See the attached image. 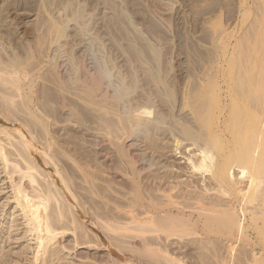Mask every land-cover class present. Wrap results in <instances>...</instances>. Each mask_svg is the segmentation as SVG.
<instances>
[{"label":"rangeland","instance_id":"1","mask_svg":"<svg viewBox=\"0 0 264 264\" xmlns=\"http://www.w3.org/2000/svg\"><path fill=\"white\" fill-rule=\"evenodd\" d=\"M258 1L0 0V75L18 77L24 84L20 90L2 84L4 90L0 91V147L11 159L4 163L7 157L0 156V264H35L37 233L18 204L17 193L25 195L32 207L43 209L40 202L45 203V188L50 185L57 192L54 204L65 203L81 214L57 169L70 177L75 192L84 190L79 159L84 154L89 171L100 170L94 132L99 133L97 123L102 124V117L116 121L112 114L145 110L144 114L168 121L177 114H194L202 97L213 89L226 109L225 70L226 80L231 78V85L236 83L242 91L261 82L264 88V35L258 31L264 25V0ZM245 11L249 15L244 18ZM233 68L234 77L245 72V78L234 80ZM42 116L48 119L46 124L39 119ZM28 120L33 126L26 124ZM18 130L29 139L31 149L23 148L26 145ZM169 141L164 142L170 151L166 157L170 156L159 160L166 170L188 153L176 155L173 141ZM46 146L51 154L57 151L55 161L44 155ZM19 148L25 158L19 155ZM142 150L148 161L153 159L150 150ZM26 157L37 169H27ZM69 166L80 177H72ZM28 172L38 182L31 183ZM65 245L67 248L57 239L53 241L50 246L56 254L40 253L38 264L85 263L73 259L78 250L71 249L74 242ZM106 248L113 246L108 243ZM218 249L224 252L225 246ZM191 251L197 255L198 250ZM190 256L185 264H247Z\"/></svg>","mask_w":264,"mask_h":264},{"label":"bare ground","instance_id":"2","mask_svg":"<svg viewBox=\"0 0 264 264\" xmlns=\"http://www.w3.org/2000/svg\"><path fill=\"white\" fill-rule=\"evenodd\" d=\"M248 15L243 13L244 18ZM258 31L264 35V25ZM234 73V80L245 78V72L236 77ZM0 80V91L4 90L2 84L10 83L19 90L24 85L18 77L0 75ZM230 80H226L225 70L224 82L229 90L226 109L223 98L213 89L202 97L194 114H175L178 119L160 121L155 114H144L145 110L112 114L117 116V122L102 117V124L97 123L99 133L94 132L100 170L89 171L84 154L79 159L85 182L81 188L85 192H75L70 177L57 169L81 214L65 203L54 204L57 192L50 185L45 188V203L40 202L43 209L32 207L25 195L17 193L18 204L30 216L37 233L35 264L40 253L56 254L50 246L56 239L64 248L65 242H74L71 249L78 250L73 259L84 260V264H147L148 260L155 264H185L190 255L216 257L222 263L240 260L264 264V88L261 82L254 89L242 91L233 83L237 91ZM212 85L216 88V81ZM39 119L44 124L48 120L43 116ZM31 122L26 124L33 126ZM89 128L88 125L87 132ZM19 132L26 145L23 148L31 149L29 139ZM168 139L173 141L176 155L188 153L185 161L179 156L181 161L176 158L166 170L159 160L170 156L166 157L169 150L164 142ZM49 146L43 148V153L50 161L58 154L49 153ZM142 148L153 153L152 160H147ZM23 151L18 150L25 158ZM0 153L1 159L7 157L4 163H9L11 159L2 147ZM26 161L28 170L37 169L34 162L28 158ZM69 169L72 177H80L71 166ZM28 173L31 183L38 182L33 173ZM71 205L76 207L72 202ZM107 242L113 248H106ZM222 245L224 252L218 249ZM191 249L198 250L197 255Z\"/></svg>","mask_w":264,"mask_h":264}]
</instances>
